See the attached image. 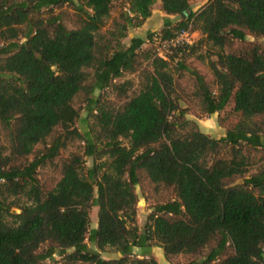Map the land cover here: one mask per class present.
<instances>
[{"label": "trees", "instance_id": "1", "mask_svg": "<svg viewBox=\"0 0 264 264\" xmlns=\"http://www.w3.org/2000/svg\"><path fill=\"white\" fill-rule=\"evenodd\" d=\"M116 1L0 0V264H162L155 247L171 264H264V0H160L181 20L126 48L158 0H125L114 17ZM183 31L203 37L160 56ZM204 45L213 79L194 69L182 87L172 62L184 69ZM231 105L239 119L219 138L187 116ZM138 187L151 202L143 228Z\"/></svg>", "mask_w": 264, "mask_h": 264}, {"label": "rangeland", "instance_id": "2", "mask_svg": "<svg viewBox=\"0 0 264 264\" xmlns=\"http://www.w3.org/2000/svg\"><path fill=\"white\" fill-rule=\"evenodd\" d=\"M209 0H196L192 3V7L194 10L200 9L202 6L208 3ZM125 0H118L114 3L113 7V16L117 17L119 13L121 12L122 7L124 6ZM169 17L173 21H179L181 20V17L179 15H167L162 8V3L160 0L157 1V3L153 7V14L150 18H148L141 26H135L130 27L127 36L123 39V46L124 48L128 47L132 43V39L134 37H143L145 39L149 38L150 33L157 34L155 36H158V34L161 35L162 30L165 27V18ZM136 23L137 21L134 20ZM202 34L199 31L196 32H190L189 35H187V38L192 42V45L199 42L202 39ZM249 40H254L252 36L248 37ZM262 43L264 44V39H261ZM145 45L144 47H146ZM163 48V47H162ZM169 49V47H167ZM167 49H164V52H166ZM175 52V51H171ZM191 53V47L188 49V52L186 55H183L184 60V69L179 68L181 65L178 64V60L176 59L174 62H172L171 66L175 73L176 78L178 79L179 83L182 85V87H186L187 89L192 88L193 86V76L191 75V70H198L203 75H205L209 80L213 79V75L211 73L210 67H209V60L216 59L215 50L210 49L209 45H204V47H201L200 50L196 51L193 54ZM129 77L135 79L136 83L139 82V77L137 75H130ZM111 98L115 99V95L111 94ZM182 105L184 108L188 107L187 102H182ZM77 107L80 110V118L76 122V126L82 131V133L87 132L88 124H89V115L88 111L86 109L85 104H82L80 101L77 102ZM232 105L228 107L226 111L223 113H216L214 115H202L197 116L196 112L194 110H190L187 114L188 118L196 120L201 129L204 132L210 133V135L214 137H221L227 133V130L232 128L235 123L238 121L239 117L232 115ZM0 135H2V132L0 130ZM3 141V138H1ZM84 146V142L79 140L74 144L70 145L69 150L73 149H82L81 147ZM99 161L98 163H100ZM94 161L92 158L88 157L86 158V165L88 167H91L93 165ZM59 170L52 167L50 164L46 165L45 167L41 168L39 170V178L42 182V184L45 186L46 189H51L57 179L59 178ZM138 193H139V200L137 203L138 207V223L141 228L144 227V225L147 222L148 216L151 214V208L150 204L151 202H148L145 200V198L142 196L141 189L138 187ZM92 217V224L91 229H94L98 226V207H94L91 213ZM87 243L89 245L90 250L96 251L98 250L97 246L90 242L89 239H87ZM153 252V249H152ZM139 254V251L137 252ZM153 254V253H152ZM156 257L157 259L160 258L164 264H171L167 259L163 258L162 250L156 249ZM102 256L104 258H117L120 255L112 250H106L102 252ZM56 261L61 262V257L57 256ZM189 258L185 255H182L178 257L177 263L178 264H187ZM54 264V263H53Z\"/></svg>", "mask_w": 264, "mask_h": 264}, {"label": "built area", "instance_id": "3", "mask_svg": "<svg viewBox=\"0 0 264 264\" xmlns=\"http://www.w3.org/2000/svg\"><path fill=\"white\" fill-rule=\"evenodd\" d=\"M189 33V31H183L176 39L170 41L169 43H166L163 48L160 49V56L166 58L164 49H167V47L178 45H192V42L187 38V35H189ZM154 39L157 40V36H155Z\"/></svg>", "mask_w": 264, "mask_h": 264}, {"label": "crops", "instance_id": "4", "mask_svg": "<svg viewBox=\"0 0 264 264\" xmlns=\"http://www.w3.org/2000/svg\"><path fill=\"white\" fill-rule=\"evenodd\" d=\"M209 134H210V133H209ZM156 249H158V250L161 249V250H162V254H163V258L166 259L165 254H164V250H163L162 248H159V247H155V248H153V252H152L153 255L157 256V255H156ZM156 258H157V257H156ZM160 258H161V257H160ZM160 258H159L158 260H159L162 264H164V263L162 262V260H161L162 258H161V259H160Z\"/></svg>", "mask_w": 264, "mask_h": 264}]
</instances>
